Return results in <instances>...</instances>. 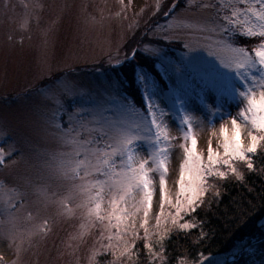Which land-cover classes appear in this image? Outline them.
<instances>
[{"label":"rangeland","instance_id":"1","mask_svg":"<svg viewBox=\"0 0 264 264\" xmlns=\"http://www.w3.org/2000/svg\"><path fill=\"white\" fill-rule=\"evenodd\" d=\"M226 2L227 0H186V5L171 12L169 10L168 15L163 14L166 19L161 20L147 34L174 44L169 46L146 42L139 46L140 50L145 52L146 46L159 47L166 54L167 61L177 63L187 51L183 47L184 42L204 43L198 41L199 34L187 25L209 20ZM166 3L167 0H123V4L121 0H0V126L6 132V135H0V144H3L5 153L9 151L10 145L17 149L16 153L0 165V181L7 187H20L28 193L24 207L17 205L13 210V221L10 222L6 215H0V233L11 232L16 238L13 243L0 236V264H90L89 257L93 249H99L101 244L106 245L109 242L119 246H122L123 241L131 243L132 232L135 231L140 238L135 239L133 252L139 250V257H133L132 260L123 257L117 261V264H134L140 262L144 250L147 251L143 247L144 244L154 243L157 239L155 233L158 231V217L159 232L162 233L165 229L170 232L175 228L169 215L175 213V208L165 205L164 215L160 216L159 205L162 197L159 171L149 172L153 201L146 227L152 235L151 241L143 239V211L134 217L125 218L121 224V229L126 226L129 228L125 233L115 227L106 229L104 225L108 224L107 220L103 223L93 220L90 223L85 210L76 207L83 197L71 202L74 209L72 215H61L56 203H48L45 206L36 191L38 186L46 185L50 194H57L53 197V200H57L70 183L43 166L45 157L41 153L70 149L60 148L40 126L37 109L42 103H46L40 90L53 88L60 80L81 82L92 89H99L109 82L120 87L123 79L119 70L121 63H117L115 58L118 56L122 63L127 62L128 56L125 59V54H129V40L138 30L149 24L153 16L160 17L166 9ZM206 3L214 4L216 8L200 7ZM225 12L230 14L231 9L224 7L220 15L223 16ZM251 22L257 23L254 18ZM166 35L171 39H165ZM201 55L210 61L214 59L207 51H201ZM110 56L113 57L111 63ZM132 57L133 55L130 59ZM155 66L165 85H161L153 73H149L159 89L154 99L171 113L170 117L166 118L169 123L170 144L167 147L170 158L166 160L168 171L165 175V188L174 204L179 193L178 181L185 159L181 147L185 141L180 130V112L173 107L175 94L181 90L186 92V107L194 116L204 121L202 127L194 123L193 131L198 140L197 154L205 161L209 145L223 155L221 128H228L230 138L234 129L231 117L221 119L219 115L211 116L205 107L206 104L214 107L216 93L208 89L201 79L202 73L178 77L170 70L165 74L164 67L167 65L162 67L158 59ZM54 73H59V76L46 84H38ZM136 107L143 110L145 106ZM225 107L232 111L235 104L233 102ZM209 120L212 125L208 123ZM249 129L250 125L247 128L242 125L241 142L245 146L250 144V137L247 135ZM19 151L24 152L23 159L18 154ZM150 151L148 144H142L138 154L143 157ZM135 198L140 200L141 194L137 193ZM109 199L110 197H105L101 215L107 216L111 213ZM29 212L32 214L31 219L28 218ZM181 216L186 220L187 214L181 213ZM45 220L51 229L47 235L38 231V226ZM184 220L180 222L183 223ZM111 223L115 224L116 220L113 218ZM82 224L84 228L81 227ZM132 224L135 225L134 230L130 227ZM261 227L264 228V219ZM32 233L35 234L30 235ZM81 233H84L82 239ZM118 234L123 236V241L116 239ZM109 235L113 237L111 241L107 239ZM245 243L237 244L229 253L204 256L203 264H228L229 259L234 263V258L244 247L251 250L255 248V245ZM114 259L111 252L105 254L103 250L97 257L98 264H109ZM200 260L201 258L197 264Z\"/></svg>","mask_w":264,"mask_h":264},{"label":"snow or ice","instance_id":"2","mask_svg":"<svg viewBox=\"0 0 264 264\" xmlns=\"http://www.w3.org/2000/svg\"><path fill=\"white\" fill-rule=\"evenodd\" d=\"M121 3L123 4V0ZM176 7L177 4L172 5L173 9ZM200 7L216 8V5L206 3ZM224 7L230 8L231 12L230 14L225 12L221 16L220 12ZM252 18L257 23L253 24ZM187 26L193 28L199 34L198 41L204 43L184 42L183 47L187 51L177 63L167 61L166 54L159 47L146 46L144 50L155 56L162 67L167 65L164 67L165 74L169 70L178 77L192 73L203 74L201 79L210 91L216 93L214 107L207 104L205 107L211 116L219 115L221 119L231 117L234 129V134L230 138L228 128H221L223 155L214 151L211 145L207 149L206 161L197 154L198 140L193 125L195 123L202 127L204 121L194 116L186 107L187 93L183 90L177 92L173 107L180 112V130L185 141L181 147L185 159L178 181L179 193L173 204L165 188V175L168 171L166 160L170 158L167 147L170 144L169 123L166 118L170 117L171 113L154 99L159 89L151 75L143 69L135 73L136 83L143 92L145 104L143 110L138 109L121 91L122 85L118 87L109 82L99 89H92L81 82L60 80L53 88L40 90L46 103L41 104L37 114L44 133L52 137L60 148L70 149L41 153L45 157L43 166L70 183L57 200H53L57 194H50L48 186H38L36 191L45 206L48 203H56L61 215H72L74 209L71 202L83 197L76 207L85 210L90 223L93 220L101 223L107 220L108 224L104 225L106 229L115 227L125 233L129 231L127 226L121 229L125 218L134 217L143 211L145 228L143 239L151 241L152 235L146 227L153 201L149 172H160L162 197L159 205L160 216L164 215L165 205L175 208V213L169 215L172 225L179 231L200 227V223L191 216L184 220L181 213H195L197 208L210 203L204 199L210 190L212 199L218 198L220 181L227 180L229 176L238 181L245 180L244 173L238 170L233 161H242L248 170H256L251 156H255L258 145L264 143V0H227L209 20L189 23ZM240 36L254 37L259 42L254 48L249 49L237 43ZM164 38L171 39L167 35ZM201 51H207L214 59L207 60L201 55ZM132 55L135 56L136 53L133 52ZM115 59L117 63H122L118 56ZM112 60L113 57L110 56L109 62ZM233 102L234 109L228 111L225 105ZM208 123L212 125L211 120ZM242 125L246 128L250 125L247 132L250 144L247 146L241 142ZM0 135H6L2 126ZM142 144H148L151 148L148 155L143 157L138 154L139 146ZM16 152L17 149L10 145L9 151L5 153L3 144H0V165ZM18 154L24 158L23 151H19ZM221 166H226L227 170H220ZM77 181L79 183H76ZM137 193L141 194L140 200L135 198ZM27 196L28 193L22 188L7 187L0 181V215H6L10 222L13 221L15 219L13 210L17 205L23 208ZM106 196L110 197L108 203L111 205V213L107 216L101 215V206ZM28 218H32L31 212L28 213ZM113 218L116 220L115 224L111 223ZM181 220L184 222L181 223ZM159 226L158 217V231L155 233L157 239L154 243L148 242L143 246L147 249L149 264H168L165 251L169 230L165 229L161 233ZM81 227L84 228V225ZM130 227L134 230L135 225L132 224ZM50 230L47 220L38 226V231L44 235ZM33 234L35 233L30 235ZM83 235L84 233H81V239ZM203 235L201 229L195 242H201ZM0 236L13 243L16 239L11 232L0 233ZM132 236L131 243L123 241V236L118 234L116 239L123 241L122 246L109 242L106 245L101 244L99 249H93L89 257L90 264H98L97 257L101 250L105 254L111 252L115 258L109 264H117L123 257H127L128 260L138 258L139 250L133 252V248L135 239L140 237L135 231L132 232ZM103 238L102 232L101 239ZM107 239L111 241L113 237L109 235ZM179 264H197V261L184 259L180 260ZM199 264H203L202 258Z\"/></svg>","mask_w":264,"mask_h":264},{"label":"trees","instance_id":"3","mask_svg":"<svg viewBox=\"0 0 264 264\" xmlns=\"http://www.w3.org/2000/svg\"><path fill=\"white\" fill-rule=\"evenodd\" d=\"M185 1L167 0L166 9L161 16H153L149 24L138 30L128 42V59L126 63H121L119 70L123 77L122 91L136 106L142 108L145 106L142 89L135 79V73L138 70L143 69L153 73L159 83L165 85L155 66L157 59L140 50L139 46L146 42L169 46L174 44L171 41L155 39L147 34L161 20L166 19L163 14L186 5ZM173 4H177L175 9L172 8ZM258 42L257 38L244 36H240L237 41L239 45L249 49L254 48ZM133 52L136 55L130 59ZM58 74L54 73L38 84H46L59 76ZM251 158L255 171L248 170L242 161H233L238 170L244 173V181H238L231 176L227 180L220 181L219 197L213 200L210 190L204 197L205 201L210 203L197 208L195 213L187 214L186 220L191 216L193 220L200 223V227L179 231L176 228L171 229L168 233L169 238L166 239L165 255L168 264H179V261L184 259L198 261L204 256L229 253L241 242L251 243L255 245V248L251 250L244 247L234 258V263L229 259L228 264H264V228L261 227L264 219V143L258 145L257 154ZM220 170L226 171L227 168L221 166ZM201 229L204 235L201 242L196 243V237ZM147 255V251L144 250L142 260L134 264H149Z\"/></svg>","mask_w":264,"mask_h":264}]
</instances>
